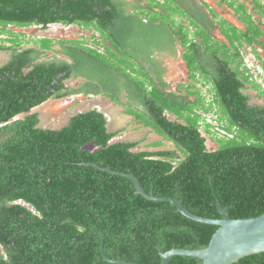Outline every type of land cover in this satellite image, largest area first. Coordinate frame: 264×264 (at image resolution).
Returning <instances> with one entry per match:
<instances>
[{"label": "trees", "instance_id": "obj_1", "mask_svg": "<svg viewBox=\"0 0 264 264\" xmlns=\"http://www.w3.org/2000/svg\"><path fill=\"white\" fill-rule=\"evenodd\" d=\"M229 3L246 30L196 0H0V28L11 34L0 50L13 49L0 65V264H161L158 246L209 245L219 226L136 195L130 178L83 161L134 173L147 192L183 199L197 215L221 218L218 200L232 218L264 213V104L249 102L247 84L260 95L264 88L241 55L243 41L254 44L264 30L245 3ZM53 23L93 29L102 41L40 37L21 48L31 41L7 28ZM177 46L190 78L212 92L209 105L200 88L189 92L194 101L170 90L162 56L177 54ZM72 78L83 81L67 85ZM75 94L109 98L134 127L150 128L174 148L136 150L139 141H113L118 132L96 108L61 128L39 127L34 107ZM199 110L217 115L224 131L217 149L207 147L200 127L211 133L212 124ZM170 264L203 260L177 255ZM232 264H264V252Z\"/></svg>", "mask_w": 264, "mask_h": 264}, {"label": "rangeland", "instance_id": "obj_2", "mask_svg": "<svg viewBox=\"0 0 264 264\" xmlns=\"http://www.w3.org/2000/svg\"><path fill=\"white\" fill-rule=\"evenodd\" d=\"M134 1V0H133ZM150 0H142V4L146 6ZM163 1V0H162ZM198 2L208 3L213 9L216 10L219 17L226 18L232 23L237 25L240 29L246 30V23L235 11L233 6L230 5V1H236L238 3L243 2L248 6V9L253 13L257 22L261 21V27L264 30V0H196ZM7 28L12 29L15 33L22 34L21 36L31 42H24L21 48H27L29 46H35L34 41L39 42L40 37H50L54 39H81L87 40L88 45H91L93 37H99V32L93 29L82 27L79 24L64 25L62 23H53L47 27L41 25L30 26H17L14 24L7 25ZM0 28V44H10L11 41L5 40L11 36L6 31H1ZM233 32V29L230 28ZM215 35L218 38H222L219 31L216 29ZM21 37V38H22ZM3 38V39H2ZM36 39V40H35ZM55 48L61 49L59 44L55 45ZM255 49L259 52L260 56L256 55ZM13 49L0 50V65L5 64L11 57ZM103 51V48H100ZM177 54L167 53L162 56L164 65L167 70L165 77L170 82V90H179L184 96L188 97V100L194 101L197 99L196 93H189L190 91H196L201 89L203 95V101L205 105H209L212 100V92H210L207 86H203L201 81L192 80L189 76L188 69L185 65L184 59H182V48L177 46ZM50 55H54V51H49ZM241 55L244 58L247 68L252 74V79L259 82L264 88V77L262 70V62L264 61V35L259 36V41H255L254 44L249 45L243 41L241 47ZM83 81L82 78H72L66 81L67 85L78 87ZM253 82H248L247 93L251 95V104H264V95H260V91L253 86ZM195 85V86H193ZM215 108V105H212ZM99 109L104 112L108 118V129L111 132H118V135L113 141H139V145L136 150H159L174 148L172 142L163 140L162 136L152 131L150 128H138L134 127L133 117L124 112V108L114 103L109 98L103 95H71L62 99L51 98L41 105L34 107L32 112H38L40 117L39 127L58 129L66 125L69 119L79 112H85L90 109ZM199 112L203 113L202 110ZM206 116L207 122H210L211 133L207 132L204 126H201L203 135L207 138L208 149H217L219 147L218 137L223 134L219 128L218 121L213 112L203 113ZM170 119L175 120L176 117L173 114H169ZM183 121V120H180ZM156 141H162L159 146H154ZM90 149H95L93 144L87 146Z\"/></svg>", "mask_w": 264, "mask_h": 264}, {"label": "water", "instance_id": "obj_3", "mask_svg": "<svg viewBox=\"0 0 264 264\" xmlns=\"http://www.w3.org/2000/svg\"><path fill=\"white\" fill-rule=\"evenodd\" d=\"M7 114V117L2 119V122L9 120V111ZM82 163L94 166L102 171L130 178L135 184L136 195L141 194L147 199L157 202L169 201L176 206V211L183 215L195 221L219 226L209 245L203 248H172L163 251L158 246L159 253L162 257L161 264H170L172 258L177 255L200 258L203 260V264H232L244 256L264 252V213L248 218H232L228 209L223 207L221 201L218 200L217 207L222 216L221 218L197 215L184 205L183 199L173 196H157L153 188L147 192L141 184L140 179L134 173L116 171L110 166L104 167L96 162L83 161ZM101 250L104 251V240L101 244ZM108 260L113 264H139L117 259Z\"/></svg>", "mask_w": 264, "mask_h": 264}, {"label": "flooded vegetation", "instance_id": "obj_4", "mask_svg": "<svg viewBox=\"0 0 264 264\" xmlns=\"http://www.w3.org/2000/svg\"><path fill=\"white\" fill-rule=\"evenodd\" d=\"M222 37V36H221ZM262 70H263V68H262ZM263 74H264V71H263ZM221 131H223L222 129H221Z\"/></svg>", "mask_w": 264, "mask_h": 264}, {"label": "built area", "instance_id": "obj_5", "mask_svg": "<svg viewBox=\"0 0 264 264\" xmlns=\"http://www.w3.org/2000/svg\"><path fill=\"white\" fill-rule=\"evenodd\" d=\"M224 133V131H222Z\"/></svg>", "mask_w": 264, "mask_h": 264}, {"label": "clouds", "instance_id": "obj_6", "mask_svg": "<svg viewBox=\"0 0 264 264\" xmlns=\"http://www.w3.org/2000/svg\"><path fill=\"white\" fill-rule=\"evenodd\" d=\"M76 95H79V94H76Z\"/></svg>", "mask_w": 264, "mask_h": 264}]
</instances>
